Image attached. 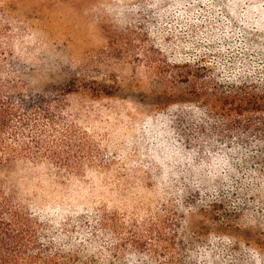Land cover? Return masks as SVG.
<instances>
[{
	"label": "trees",
	"instance_id": "1",
	"mask_svg": "<svg viewBox=\"0 0 264 264\" xmlns=\"http://www.w3.org/2000/svg\"><path fill=\"white\" fill-rule=\"evenodd\" d=\"M5 2L0 38L9 30ZM176 5L138 49L166 101L159 111L176 121L190 156L169 171L171 210L140 219L102 205L54 223L7 185L18 162L71 176L106 165L67 102L78 89L33 90L0 50V264L264 262V49H249L212 0L206 10ZM244 227L253 228L247 243L226 234Z\"/></svg>",
	"mask_w": 264,
	"mask_h": 264
},
{
	"label": "rangeland",
	"instance_id": "2",
	"mask_svg": "<svg viewBox=\"0 0 264 264\" xmlns=\"http://www.w3.org/2000/svg\"><path fill=\"white\" fill-rule=\"evenodd\" d=\"M179 1L206 10L209 0H6L9 30L0 50L12 53L33 90L78 89L67 102L97 147L96 161L106 165L81 176L46 164L8 168L7 185L52 222L102 205L138 219L171 210L165 184L190 151L176 121L159 111L166 101L138 47L148 44L150 27L156 31L165 9L175 10ZM212 1L236 33L247 36L249 49H264V0ZM191 224L203 226L195 217ZM252 232L244 227L239 235L226 234L247 243Z\"/></svg>",
	"mask_w": 264,
	"mask_h": 264
}]
</instances>
